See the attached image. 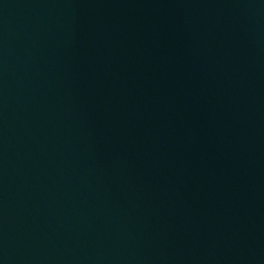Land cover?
Listing matches in <instances>:
<instances>
[{
  "label": "water",
  "instance_id": "1",
  "mask_svg": "<svg viewBox=\"0 0 264 264\" xmlns=\"http://www.w3.org/2000/svg\"><path fill=\"white\" fill-rule=\"evenodd\" d=\"M0 264H264V0H0Z\"/></svg>",
  "mask_w": 264,
  "mask_h": 264
}]
</instances>
